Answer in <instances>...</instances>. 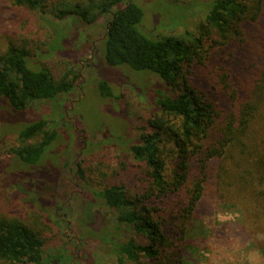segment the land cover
<instances>
[{"label": "trees", "instance_id": "1", "mask_svg": "<svg viewBox=\"0 0 264 264\" xmlns=\"http://www.w3.org/2000/svg\"><path fill=\"white\" fill-rule=\"evenodd\" d=\"M141 2L62 0L52 10L50 0H0V264H62L74 257L65 247H47L49 226L63 222L56 209L70 192L62 187L65 179L72 188L86 180L77 237L102 246L118 264H201L211 217L221 212L238 214L240 223L264 233V0L161 1L167 15L170 8L191 9L184 23L173 24L181 35L158 34L161 25L144 23ZM24 11L51 15L49 43L21 38ZM101 18L104 32L84 63L87 95L113 108L116 128L91 135L80 94L70 110L92 138L85 149L73 143L77 130L65 113L50 120L33 106L65 109V97L71 103L84 73L68 68L54 75L40 60H73L71 53L91 43L85 28ZM108 67L126 68L131 81L125 85L134 84L146 101L148 119L138 136L126 133L132 122L122 94L105 78ZM7 138L13 145L4 151ZM111 145L127 149L143 167L128 175L133 184L97 185L101 174L86 167ZM49 160L56 186L47 193L32 187V172L41 176ZM101 206L117 214L115 225L97 224Z\"/></svg>", "mask_w": 264, "mask_h": 264}, {"label": "rangeland", "instance_id": "2", "mask_svg": "<svg viewBox=\"0 0 264 264\" xmlns=\"http://www.w3.org/2000/svg\"><path fill=\"white\" fill-rule=\"evenodd\" d=\"M141 1H143L144 4H142V2L141 4L145 9L144 23L145 21H148L147 24L151 23L153 27L161 25L157 31L158 34L181 35L183 33V31H181L182 29L174 25L177 23H184L186 17L190 15V8H170L171 10H169V14L167 15L164 13L166 12V9L164 10L160 4L163 0ZM59 3H62V0H50L51 9L54 10ZM22 14V27L19 28V32L22 34L21 38L38 46L44 43H49V38L51 37L49 26L50 23L55 22L51 18V15H40L38 13L35 14L27 11L22 12ZM192 14L193 13H191V15ZM105 24L106 21L101 18L93 25L85 28L84 32L91 43L88 42L86 46H83L81 44L82 40L80 39L81 42L79 45H82L83 47L80 46L79 48L82 49H76L74 53H71L74 58H72L73 60H70L67 55L56 56L55 59L42 58V60H40V62L44 63L54 75L62 76L68 68H75L81 73H84L83 79L76 84L78 88L74 91V98L71 99V103L70 101L67 102L66 97L65 99H62L63 105L65 104V109H59L55 105L50 106V104L41 102L35 104L33 110L39 116L52 118L50 120H59L65 113L67 122L77 130L75 131V135L71 132L73 135V143L79 147L77 143L78 141L80 142V145H86L85 149H88L89 147L86 142L90 140L92 142V138H87L86 135L81 133L84 132L83 130L85 129V123L83 122L84 118L87 119V129L91 135L103 133V126L108 127L109 129L112 128L111 130L116 128L114 126L116 120L114 119L115 113L113 108L102 100V98L99 99L94 94L87 95L89 81L86 80L87 70L84 68L85 61L92 56L89 45L97 43L99 36L104 32ZM150 28L151 27L148 26V29L152 30ZM78 29L82 28L79 26ZM127 73L128 71L126 68L119 69L108 67L105 78L114 82L113 86H115L118 92L123 96V103H121V106L129 112L128 118L132 122L131 125H128L127 121H123L125 130L132 126V128L129 129V132L126 130V133L138 136L142 133L140 127L146 125L145 122H147L146 120L148 119L147 106L146 101L136 90L134 84H132V87L130 86L131 84L125 85L131 81L126 75ZM193 73L194 71L192 74ZM150 80L157 81L154 76L150 77ZM214 92L217 91L213 88L209 89V93ZM80 94L81 96L86 95V98L83 99V106H81L80 109L82 111L81 115L83 116V121L76 118L71 113L72 110H70V104H76L78 100L77 97L80 96ZM126 123L128 127H125ZM12 145V139L7 138L3 142L2 148L4 151L9 150ZM69 146L71 148V143ZM164 152L165 155L168 153V150H165ZM92 158L97 159L91 161L88 165L86 163L84 167L87 165L86 167L97 170L96 173L101 174L102 179L99 178V180H96L97 185L100 186H105L110 183L121 184L125 179H128V181L133 184L135 182L134 178L128 175H132L133 170L141 172L143 169V167L133 159L132 154L127 151V149L121 151L120 147L117 148L113 145L106 146L101 153ZM170 161L169 156L167 157L166 163L169 164ZM124 162H126V166L123 165ZM126 169H128L127 173H124ZM38 172L41 173V176L38 175L37 172H32L36 178L33 180L34 183L32 184V187L44 190L47 193L54 190L56 186V169L53 167V163L49 160L48 163H44L39 168ZM46 172L49 173L50 183L44 181V178H46V175L44 174ZM72 174L74 175V173ZM92 179H94V177ZM65 180L66 181L62 182V187L70 192H68L67 198L64 200L63 198L58 200L59 204L56 209L57 217H64V219L61 224L55 223L54 225L52 224L49 226L50 241L47 247L50 251L54 250L55 252L63 251V247H65L71 253L70 255H75L72 258L68 256L62 264H118L115 256L104 254L103 251H101L103 250L102 246H98L93 242L82 244L80 238L77 237V231L75 230L76 226L78 224L82 226L84 225L82 224V215H80V210L78 209V207H80L78 206V201L82 189L84 188L85 190L86 188V186H84L86 185V180L83 181V183L76 181V188H72L71 183H68L67 179ZM55 206H57V204ZM17 215L23 216V213L18 212ZM96 216V222L99 225H115L117 223V214L108 207H98L96 209ZM238 218V214H233L231 212H221L218 215L211 217V236L205 259L201 264H264V233H255L249 224L240 223ZM77 242H79V244ZM51 263L54 264L56 262L52 260Z\"/></svg>", "mask_w": 264, "mask_h": 264}, {"label": "flooded vegetation", "instance_id": "3", "mask_svg": "<svg viewBox=\"0 0 264 264\" xmlns=\"http://www.w3.org/2000/svg\"><path fill=\"white\" fill-rule=\"evenodd\" d=\"M61 219L63 220V219H64V217H62ZM77 243L79 244V242H77ZM78 244H77V245H78ZM74 256H75V255H74ZM54 264H60V263H57V262H56V263H54Z\"/></svg>", "mask_w": 264, "mask_h": 264}]
</instances>
